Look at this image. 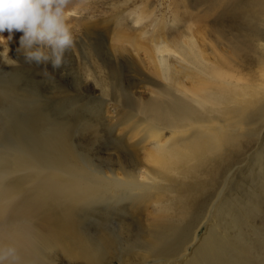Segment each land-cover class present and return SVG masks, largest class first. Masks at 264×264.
Segmentation results:
<instances>
[{"label": "bare ground", "instance_id": "6f19581e", "mask_svg": "<svg viewBox=\"0 0 264 264\" xmlns=\"http://www.w3.org/2000/svg\"><path fill=\"white\" fill-rule=\"evenodd\" d=\"M225 6L214 18L215 27L223 28L213 29V45L207 42L214 60L189 31L191 26L175 43L157 32L151 47L120 31L121 39L152 51L155 73L144 71L154 88L150 95L134 96L127 130L119 141L128 153L117 162L103 166L87 159L68 145L67 132L61 129L59 134L43 135L41 147L26 141L4 152L0 145V245L16 249L18 264H34L35 256L51 249L101 263L104 243L111 238L106 234L97 247L83 230L78 212L88 205H95L97 212L111 209L118 214L115 221L128 231L133 264L136 257L146 263L151 256L154 264H248L262 248L250 264H264V237L259 235L260 225L252 222L264 213L260 205L264 194L253 190L247 192L253 196L247 198L249 213L248 206L239 211L231 204L222 211L227 224L237 226L235 232L224 233L217 223L197 255L191 258V251L187 253L189 236L194 234L192 242L200 240L198 230L193 231L195 220L203 207L211 205L213 184L230 161L228 151L240 154L257 124H264V0H233ZM72 9L67 10L68 17H73L70 12L77 14ZM145 17L140 13L135 23ZM140 30L141 37L150 32ZM202 174L209 178V186L199 198L196 186ZM227 179L217 191L221 198ZM215 199L213 205L220 201ZM146 213L148 223L141 218ZM111 215L107 219L113 222ZM216 217L220 218L218 212ZM242 234L245 238L238 239Z\"/></svg>", "mask_w": 264, "mask_h": 264}, {"label": "rangeland", "instance_id": "374dc122", "mask_svg": "<svg viewBox=\"0 0 264 264\" xmlns=\"http://www.w3.org/2000/svg\"><path fill=\"white\" fill-rule=\"evenodd\" d=\"M203 1L206 0H68L66 10L74 8L77 12H70L73 17L67 18L74 43L64 53L63 63L59 68H53L50 63L44 65L26 62L22 53L17 50L22 33L13 32L12 39L7 38L10 35L7 30L0 33L4 37L0 39V145L3 144L4 152L10 149L13 151L16 148L14 145L26 141L41 147L43 135H53V132L61 129L67 132L68 145L98 164L104 166L105 162L107 165L109 161L117 162L119 157L125 156L128 153L127 148L119 146V141L124 138L128 127L126 120L129 117V107L134 104V96L151 94L154 87L145 80V75H154L155 65L151 57L152 51L134 47L127 40L121 39L120 31H127L129 37L136 38L140 44L149 43L151 47L152 36L157 32L163 37L161 39L175 43L179 38H184L182 35L191 26L189 31L194 34L207 56L214 60L216 58L212 55V46L207 45V42L214 44L215 41L212 34L216 28L214 18L219 11L225 9V3L230 4L233 0ZM209 3H213L214 7ZM140 13L148 17L135 23ZM154 18L157 21H153ZM261 27L264 28V25ZM142 28L150 30L145 37L140 35ZM123 141L128 147L129 138ZM228 152V167L220 172L217 182L213 184L215 188L212 201L217 200L215 197H219L220 201H216L215 205L211 201V205L203 207L195 220L192 230H198L200 240L192 242L194 234L187 239L190 243L187 244V253L191 251V258L197 255L203 239L206 240L211 228L216 227L217 223H220V230L224 233L227 231L231 234L238 229L237 226L229 224V221L228 225L222 213L228 204L239 211L248 206L246 212L249 213L251 206L247 198L251 199L253 196L247 192L253 190L256 195L263 197L264 186L263 183L260 185L264 174L263 122L257 124V130L252 135L251 142L241 151L242 154L237 155L234 150ZM206 177L202 174L199 182L201 184L196 186L199 198L205 197L208 189L209 178ZM225 179L228 186L221 198L217 191L221 190ZM260 205L264 208V199ZM83 207L78 212L81 217L80 225L93 238L97 247L102 243L98 240L106 234L111 238L108 244L104 243V258L99 264H133L129 261L131 246L128 231L119 229L115 221L118 214H114L111 209L94 211L95 205ZM151 211L152 208L149 207L147 212ZM217 212L220 214L219 219L216 217ZM109 214L114 217L113 222L112 219H107ZM146 215L147 213L141 217L144 223H148ZM126 222L129 224V219ZM252 222L260 225L258 232L264 237V213L260 217H254ZM129 228L134 231L136 225L131 223ZM242 237L245 238L242 234L238 239ZM253 238H256V233ZM196 243L198 246H194ZM132 244L134 246L133 242ZM260 250L255 257L249 258L248 264L256 259ZM135 261H138L135 264L155 262L152 256L146 263L144 258L136 257ZM33 262L91 264L53 249L35 256Z\"/></svg>", "mask_w": 264, "mask_h": 264}, {"label": "clouds", "instance_id": "9594fccd", "mask_svg": "<svg viewBox=\"0 0 264 264\" xmlns=\"http://www.w3.org/2000/svg\"><path fill=\"white\" fill-rule=\"evenodd\" d=\"M67 4L68 0H0V33L7 30L8 39L15 31L22 33L17 50L26 62L59 68L74 43ZM0 264H18L13 246L0 245Z\"/></svg>", "mask_w": 264, "mask_h": 264}]
</instances>
